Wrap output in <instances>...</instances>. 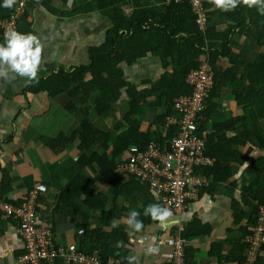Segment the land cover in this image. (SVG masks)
Here are the masks:
<instances>
[{"label": "crops", "instance_id": "1", "mask_svg": "<svg viewBox=\"0 0 264 264\" xmlns=\"http://www.w3.org/2000/svg\"><path fill=\"white\" fill-rule=\"evenodd\" d=\"M170 8L168 0H29L24 14L16 23L25 16L31 25L30 33L38 35L45 45L39 80L60 69L68 70L89 64V49L104 43L107 32L114 24L112 16L117 17L116 10L121 16H126L124 12L128 10L130 16H148V21L151 22L163 19L174 22L181 14ZM11 9H0V18L8 16ZM228 27L226 17L215 14V10L210 9L203 33L208 30L223 33ZM16 28L17 24L15 30ZM0 42L3 43L1 30ZM232 42L234 52L244 55L246 62L253 63L264 51L253 40L243 36L234 35ZM216 44L221 49L223 42ZM176 57V54L173 58L167 57L165 63L169 65L164 68L160 56L148 52L134 64L128 66L122 62L120 67L125 79L142 90L150 87L149 83L157 81L166 71L170 72L172 64L176 63ZM203 58L205 55L201 57ZM216 67L226 71L232 64L228 58L220 57ZM241 72L245 74L243 69H240ZM89 79L90 76L86 75L83 82ZM31 83L33 82L21 77L11 82L0 80V181L1 172H5L8 177L7 187L0 189V198L18 204L30 190L36 191L37 221L52 226L53 243L56 247L67 250L68 246L76 245L89 253L98 239L94 236L90 238V233L95 231L108 234L112 230V223H108V213L115 206V213L119 215H115L114 219L119 221V225L114 229L118 230V235L111 237L109 242L114 246L113 253L123 255L126 262V257L132 255L137 257L139 264H169V244L176 224L185 228L194 218L209 227L210 232L187 241L186 264H220L224 261L238 262L241 259V240L246 231L243 229L249 231L253 227L247 222L252 217L256 202L242 206L245 214L238 224L235 223L232 202L233 199L240 201L243 186L253 185L259 189L262 185V179L251 169L253 161L264 157V149L258 145L254 136V145L246 143L232 146V150L237 151V158L248 154L245 161L248 166L245 167V163L230 164L235 171L230 181L220 184L213 192L205 190L200 193L197 200L188 203L182 215L171 217L163 225L155 221L147 222L143 215L146 206L139 204L135 208L130 206L122 193L115 195V190L126 183L128 177L116 174L115 171L101 174L95 161L78 170L81 156L89 157L95 151L99 155L106 153L110 159V151L103 150L97 144L89 149H81L76 138L63 151L54 153L41 141L43 137H56L60 133L70 136L86 118L103 132L112 130L126 106L125 97L112 110L98 116L89 101H80L81 96L69 98L66 93H62L51 98L45 92L32 94L26 90ZM241 90L242 87L233 81L220 86L217 96L212 100L214 110L207 119L209 133L213 132L215 124L231 123V128L225 134L232 138L243 129L242 118H245L249 126L253 124L251 116L244 111L247 104L237 102L236 93ZM151 102H154V97L141 104V113L134 118L142 132L163 133L167 109L151 106ZM68 103L75 106L73 113L66 110ZM261 110L264 112V107ZM260 124L264 130V119L260 120ZM128 155L127 151L120 154L115 159L116 163L128 159ZM77 172L84 179L94 180L93 183L90 186L87 183L81 184L85 187L77 184L75 191L72 190L70 184ZM63 189L70 191L60 197ZM78 192L81 193L80 196L72 197L73 193ZM83 192H87L89 198H94L89 199L90 203L99 199L103 208H91ZM138 194L143 197L141 193ZM97 195L102 198H97ZM153 200L158 202L154 196ZM132 210L141 213L139 219L144 224L141 232H133L126 224ZM153 238L160 251L156 255H147V245ZM121 241L122 245L116 247L117 242ZM22 253L23 246L16 232V223L0 214V264H17V258ZM262 253L261 263L264 264V252ZM110 258L120 264L119 259ZM54 264L70 263L64 254Z\"/></svg>", "mask_w": 264, "mask_h": 264}, {"label": "trees", "instance_id": "2", "mask_svg": "<svg viewBox=\"0 0 264 264\" xmlns=\"http://www.w3.org/2000/svg\"><path fill=\"white\" fill-rule=\"evenodd\" d=\"M2 4L3 0H0V5ZM170 5V9H174L181 14L174 22L168 19L162 21L152 20L151 22L148 21V16L139 17L137 14L129 17L121 16L116 10L115 14L118 18L112 16L114 24L112 29L107 32L104 43L99 47L89 49V64L52 72L47 77L39 79L38 82L29 84L26 90L32 94L45 92L51 98L62 93H66L69 98L81 96L80 101H89L98 116L112 110L121 98L125 97L126 106L121 112L120 119L113 124L112 130L103 132L95 128L86 118L70 136L60 133L56 137H43L41 139L42 143L54 153L63 151L76 138L79 140L81 149H89L92 145L97 144L103 150L110 151L111 158L109 159L106 153L99 155L97 152L92 151L89 157L81 156L79 158L78 170L95 161L101 174L113 173L118 163L115 159L120 154L128 152L130 147L135 146L144 149L150 142H163L171 137V134L163 136V133L160 132H142L134 117L141 113V104L145 103L150 97H154V102L149 105L165 107L167 109L165 118L170 115L174 100L191 93V88L185 81L186 76L192 69L199 66L201 57L206 55L209 63L214 68L215 85L209 98L208 108L205 112H202L199 124L200 131L208 133L207 152L216 158V163L212 167L199 169L197 172L209 178L210 185L205 190L213 192L220 184L227 183L233 177L235 171L230 164L243 165L247 159L248 154L241 155L239 158L236 157L237 151L232 150L234 144L245 145L249 143L254 145L252 141L254 136L258 145L264 149V130L260 124V120L264 119V112L261 110L264 107V51L259 54L253 63L246 62L244 55L234 52L232 42L234 35L243 36L246 39L253 40L259 47L264 48V16L260 15L255 7L248 8L242 4L230 12L220 11L213 5L208 4V10L213 9L215 14L226 17L229 21V27L223 33H217L214 30L203 33L199 30L195 22L196 16H194L188 5L174 3H170ZM2 8L4 7L0 6V9ZM30 26V23L23 16L17 23L16 30L22 33H30ZM219 41L223 42L221 49H218L216 44ZM148 52L159 55L162 62H164L162 64L164 68L169 65V63H165V59L167 57L173 58L174 54L177 56L176 63L172 64L170 72L166 71L157 81L149 83L150 87L138 90L125 79L120 64L125 62L128 66L132 65L138 59L145 57ZM220 57L228 58L232 67L226 71L219 70L216 67V62ZM240 69H243L245 74L240 73ZM86 75H89L90 79L83 82ZM218 80L219 82H217ZM229 81H233L242 87V90L236 93L237 102L247 104L244 111L245 114L251 116L253 122L249 126L245 118H242L243 129L237 136L232 138L225 134V131L231 128V123L215 124L211 133L208 132L207 124V119L215 106L212 100L217 96L220 86ZM66 110L73 113L76 108L73 103H68ZM251 169L262 179V185L259 189L253 185L243 186L241 188V199L240 201L233 199L232 208L235 223L238 224L245 214L242 206L255 201L256 206L252 217L247 222L248 225L253 226L257 220L259 207L264 206V157L253 161ZM93 181L92 179H84L77 172L72 178L70 188L75 191L77 184L85 187L81 184L87 183V186H90ZM7 185V174L1 172L0 189H5ZM67 191L70 190L63 189L60 197ZM83 193H85L91 208H103L99 199H97L98 201L90 200L92 202L90 203L89 199L93 197L89 198L87 192ZM121 193L130 203V206L132 205L135 208L139 204L147 207L149 204L159 203L153 200L154 195L150 193L147 185L142 184L133 177L128 178L126 183L119 185L115 190V195ZM138 193H141L143 197H140ZM80 195L79 192L77 194L73 193L72 197ZM96 197L102 198L99 195ZM114 209L108 213V223L110 224L115 215H119V213H115ZM145 221L150 222L153 220L151 217H146ZM243 230H246L244 235L249 232L245 228ZM209 232V227H205L194 218L184 228L182 236L189 240L200 235H206ZM90 234V238L94 236L98 239H96V244L92 245L89 253L98 255L103 259L114 257L119 259L120 264H127L123 255L119 256L113 253L114 246L109 242L111 237L118 235V230L112 228L108 234L95 231ZM79 249L83 250V248ZM262 250H264V247ZM241 252H243L242 244ZM242 260L243 257L238 262L240 263ZM261 261L262 258L259 257L258 262Z\"/></svg>", "mask_w": 264, "mask_h": 264}, {"label": "built area", "instance_id": "3", "mask_svg": "<svg viewBox=\"0 0 264 264\" xmlns=\"http://www.w3.org/2000/svg\"><path fill=\"white\" fill-rule=\"evenodd\" d=\"M168 1L188 5L196 16L199 30L205 32L209 15L208 0ZM28 2L19 0L8 16L0 18L2 35L7 29H15ZM124 13L130 16L128 10ZM185 81L191 93L176 98L172 113L165 119L163 136L171 134V137L163 142H150L144 149L130 147L128 159L118 163L114 170L116 174L133 177L147 185L157 201L172 211V218L182 215L188 203L197 200L200 193L209 187V178L197 170L216 163V158L207 152L208 133L201 132L199 124L215 85V72L208 57L187 74ZM37 205L38 194L34 190H30L18 204L0 198V214L16 223V232L22 241L23 253L17 258V264H54L64 254L70 264H119L113 258L103 259L84 252L76 245L68 246L67 250L56 247L52 226L37 221ZM183 231L184 227L176 224L169 244V264H186L188 240L182 236ZM241 243L242 262L224 261L220 264H262L258 260L264 252V206L259 207L257 220L242 237Z\"/></svg>", "mask_w": 264, "mask_h": 264}, {"label": "clouds", "instance_id": "4", "mask_svg": "<svg viewBox=\"0 0 264 264\" xmlns=\"http://www.w3.org/2000/svg\"><path fill=\"white\" fill-rule=\"evenodd\" d=\"M17 0H3L0 5L11 9L16 5ZM209 4L223 12L234 11L241 4L248 7H255L260 15L264 16V0H208ZM45 45L41 38L33 33H22L15 29H7L3 35V43H0V80L11 82L17 77L24 78L28 82H38L39 73L43 64V53ZM205 57H207L205 55ZM202 60V59H201ZM187 84V83H186ZM167 117V116H166ZM245 163V167H247ZM141 213L136 210L129 212L126 224L133 232H141L144 224L139 219ZM145 217H151L161 225L167 223L172 217V211L159 203L149 204L143 212ZM119 221L113 219L112 227L116 228ZM117 242L116 247H120ZM160 251L155 238L147 245L146 254L156 255ZM127 264H139L136 256L126 257Z\"/></svg>", "mask_w": 264, "mask_h": 264}, {"label": "rangeland", "instance_id": "5", "mask_svg": "<svg viewBox=\"0 0 264 264\" xmlns=\"http://www.w3.org/2000/svg\"><path fill=\"white\" fill-rule=\"evenodd\" d=\"M209 132V131H208Z\"/></svg>", "mask_w": 264, "mask_h": 264}]
</instances>
